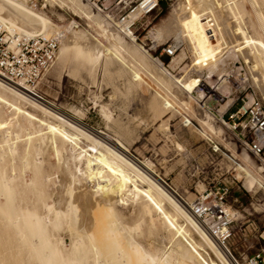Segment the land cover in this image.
Listing matches in <instances>:
<instances>
[{"label": "rangeland", "instance_id": "obj_1", "mask_svg": "<svg viewBox=\"0 0 264 264\" xmlns=\"http://www.w3.org/2000/svg\"><path fill=\"white\" fill-rule=\"evenodd\" d=\"M81 1L90 14L77 8L70 0H26L35 13L50 22V31L35 37L58 35L61 38L55 65L37 87L30 88L42 97L40 102L51 103L56 110L61 108L58 111L70 119H80L84 127L95 134L100 131L111 141H119L129 149L126 155L136 163H151L152 169L164 180L163 184L180 201L184 198L193 204L206 189H229L226 206L229 214L238 215V222L234 226V236L226 246L240 264H248V257L264 252V241L260 237L264 231V150L257 156L254 149H250L255 135L249 127L245 129L248 119L242 113L253 97L264 109V94L253 84L243 60L225 55L223 71L202 73L193 67L187 45L178 44L176 36L159 42L157 32L169 24L174 10L180 7V0H160L159 8L151 15L140 17V8L136 10L133 15H137L139 20L132 28L135 36L129 37L121 33L113 22L118 23L130 14L131 8L127 5L139 0H127V5L123 2L118 6L107 2L102 11L90 7L85 0ZM223 3L224 7L228 5L227 0ZM246 4L247 13L241 24L249 36L256 38L249 21L254 14L249 3ZM109 28L118 35V39L108 34ZM29 31L34 32L32 28ZM68 40L75 44L68 54H63L62 47ZM91 41L94 43L90 44ZM102 43H108V50L97 53L96 48H101ZM177 44L173 57L163 52L167 46L176 47ZM93 45L96 47H91ZM182 51L186 56L176 64L173 59L179 60ZM180 79H198L200 82L192 94H181L179 85L175 83ZM10 95L15 96L13 93ZM26 107L40 116L44 114L29 103ZM0 112L4 119H10L7 107ZM48 116L50 120L54 119ZM204 122H209L221 133L209 130ZM83 144L91 145V142L84 137ZM63 152L60 147L57 154L50 147L43 155V177L47 180V189L43 200L38 201L41 217L46 213L44 209L52 206V200L61 194V163L68 156V152L65 151L66 156ZM243 154L250 158L252 167L247 165ZM3 163L7 174H10L11 164L7 160ZM16 165L20 166L19 161ZM240 165L248 168L250 173L241 171ZM260 169L263 171L259 172ZM246 176L252 179L250 189L245 184ZM12 184L16 193L11 197L17 199V205H24L25 198L33 195L21 181ZM85 186L84 183L75 186V193L82 195L87 189ZM0 201L3 202L2 199ZM167 207L171 211L177 210L171 202ZM118 210L140 243L147 248L161 250L169 247V235L155 215L150 219L143 216L131 202L128 206L118 207ZM102 214L95 211L91 215L93 219L101 217V220L94 221L95 225L99 224V228H95L98 245L102 237ZM6 222L7 215L0 211V264H40L39 258L31 257L32 243L16 240L13 229H8ZM55 237L71 245V235L67 230L56 232ZM194 237L209 250L203 239Z\"/></svg>", "mask_w": 264, "mask_h": 264}, {"label": "bare ground", "instance_id": "obj_2", "mask_svg": "<svg viewBox=\"0 0 264 264\" xmlns=\"http://www.w3.org/2000/svg\"><path fill=\"white\" fill-rule=\"evenodd\" d=\"M70 1L90 14L81 0ZM227 1L228 5L224 7L223 0H180L179 9L174 10L169 24L157 32V39L165 42L170 36H176L178 44L187 45L193 67L202 73L223 71L225 55L242 59L253 84L264 94V0ZM27 2L0 0V25L14 35L15 40L44 35L50 28V22L35 13ZM246 2L254 14L249 21L256 38L249 36L241 24L247 13ZM134 13L128 19L113 22L126 37L135 35L131 30L120 27L125 23L128 28L139 19ZM30 27L34 32L29 31ZM107 32L118 39L110 28ZM74 44L68 40L62 47L63 54H68ZM105 44L102 43L101 48L97 46L99 52H96L107 51L108 43ZM182 53L179 60L173 59L176 64L186 56L185 52ZM199 82L198 79H180L175 83L179 85L181 94H192ZM0 87V109L7 107L11 113L10 119H4L0 112V199L3 200L0 201V211L7 215L6 226L13 229L14 238L19 242L32 243L31 257L39 258L40 264H217L213 258L218 264H240L229 256L209 228L198 221L194 205L184 198L180 201L170 192L162 177L152 169L151 163H136L126 155L129 149L119 141H111L100 131L95 134L84 127L80 119H70L58 111L61 108L56 110L51 103L40 102L42 97L30 87L14 85L1 75ZM26 103L41 110L43 116L29 111ZM48 115L54 119L50 120ZM204 125L216 134L221 133L209 122H204ZM84 137L91 145L83 144ZM50 147L57 154L61 147L65 156L68 152V156L61 163V194H56L58 197L52 200L53 205L45 208L46 213L41 217L38 201L43 200L47 189V180L43 177V155ZM243 155L247 165L252 167L250 158ZM6 160L11 164L10 174H7L6 164L3 163ZM239 169L250 173L243 165ZM15 181H21L33 195L27 196L26 203L21 206L17 205V199L11 197L16 193L12 184ZM81 183L87 189H83L85 192H81L82 195H77L75 186ZM251 183L252 179L246 176L248 189ZM129 202L143 216L150 219L155 215L158 218L169 235L166 250L147 248L127 228L118 207L128 206ZM168 202L174 204L177 210L171 211L167 207ZM95 211L103 213L99 245L95 242V228H99L100 222L95 225L94 221L101 220V217L99 220L98 217L91 218ZM226 211L229 213V208ZM60 230H67L71 235V245L55 237ZM194 235L203 239L209 250Z\"/></svg>", "mask_w": 264, "mask_h": 264}, {"label": "built area", "instance_id": "obj_3", "mask_svg": "<svg viewBox=\"0 0 264 264\" xmlns=\"http://www.w3.org/2000/svg\"><path fill=\"white\" fill-rule=\"evenodd\" d=\"M90 7L97 8L102 11L106 7V3L127 5V0H85ZM135 4L134 6H131ZM160 5V0H139L132 1L129 6L130 14L136 10L143 15L153 14ZM122 18L123 21L128 19L129 15ZM139 19L134 21L128 28L125 23L120 27L122 30H131L136 26ZM119 21V22H120ZM133 33V31H132ZM61 44V38L58 35L50 38L42 36L34 38H20L15 40L14 35L9 33L0 25V75L14 85L22 87H37L42 77L49 72L55 65L58 57V52ZM163 52L173 57L177 48L169 45L163 49ZM247 115L248 123L245 127L254 131L255 138L251 142V150L260 156L264 150V109L259 101L254 97L249 104L246 105L242 116ZM235 119L234 116L230 117ZM240 119V117H237ZM225 122V120H223ZM264 155V154H263ZM264 164V160H263ZM171 188V187H170ZM227 188H218L215 191L205 190L199 194L198 199L193 203L196 208V217L198 221L204 223L209 228L210 232L216 237L217 241L222 244L229 256L234 260L235 257L231 250L226 246V242L234 236V226L238 222V215L227 213L226 196ZM264 241V231L260 235ZM248 264L264 263V252L254 254L247 258Z\"/></svg>", "mask_w": 264, "mask_h": 264}, {"label": "water", "instance_id": "obj_4", "mask_svg": "<svg viewBox=\"0 0 264 264\" xmlns=\"http://www.w3.org/2000/svg\"><path fill=\"white\" fill-rule=\"evenodd\" d=\"M171 190L173 191V189L171 188Z\"/></svg>", "mask_w": 264, "mask_h": 264}]
</instances>
